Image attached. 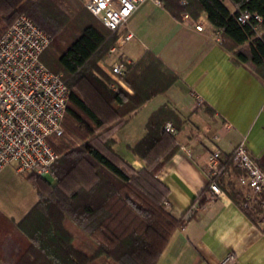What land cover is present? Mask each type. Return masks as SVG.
Returning <instances> with one entry per match:
<instances>
[{
	"label": "trees",
	"instance_id": "trees-1",
	"mask_svg": "<svg viewBox=\"0 0 264 264\" xmlns=\"http://www.w3.org/2000/svg\"><path fill=\"white\" fill-rule=\"evenodd\" d=\"M160 1L176 18L183 12L196 19L206 13L210 24L221 31L223 45L264 75V0H230L234 11L224 0ZM243 12L252 18L241 22L238 17ZM22 14L51 36L41 60L53 72L63 73L71 95L63 134L48 137L58 155L51 173L27 175L38 200L19 220L0 210V262L158 264L171 236L185 222L165 208L170 188L158 177L179 149L166 125L171 122L179 128L183 119L168 104L152 113L146 135L132 149L143 159L142 168L115 150L110 125L125 127L147 101L169 89L178 75L147 50L123 76L133 92L122 87L113 90L94 75V59L115 44L119 33L105 26L80 0H0V38ZM73 16L81 21L74 37L78 26L71 29ZM234 154L224 161V173L230 172ZM219 182L239 203L250 204L245 209L254 221L264 219V189L251 197L232 180L221 176ZM196 199L204 205L205 191ZM84 243L94 246V251L84 248Z\"/></svg>",
	"mask_w": 264,
	"mask_h": 264
},
{
	"label": "crops",
	"instance_id": "crops-1",
	"mask_svg": "<svg viewBox=\"0 0 264 264\" xmlns=\"http://www.w3.org/2000/svg\"><path fill=\"white\" fill-rule=\"evenodd\" d=\"M224 3L234 11L230 0ZM184 13L189 12L176 18L161 1L148 0L124 26L123 31L129 29L133 37L120 54L135 62L147 50L153 51L178 78L130 117L116 134L115 147L136 168L143 167L132 147L146 135L152 113L168 104L183 122L173 133L179 149L158 177L170 188L171 213L185 222L171 236L158 264H222L229 254L236 258L233 264H264V219L254 221L225 189L212 194L208 172L214 150H220L225 161L241 143L264 169V75L223 45L221 31L210 24L206 13L197 19L189 13L203 30L184 20ZM132 40L136 44L127 46ZM199 97L202 106L197 105ZM222 176L225 181L230 178L228 171ZM33 189L37 198L30 208L38 200ZM203 191L206 200L201 205L196 198ZM26 213L4 214L19 220Z\"/></svg>",
	"mask_w": 264,
	"mask_h": 264
},
{
	"label": "built area",
	"instance_id": "built-area-1",
	"mask_svg": "<svg viewBox=\"0 0 264 264\" xmlns=\"http://www.w3.org/2000/svg\"><path fill=\"white\" fill-rule=\"evenodd\" d=\"M146 1L86 0L85 7L105 26L117 31L118 41L124 44L133 37L129 29L123 31L124 26ZM250 18L249 12L238 17L241 22ZM255 18L262 20L259 15ZM183 19L192 21L198 30L204 29L203 24L189 13H184ZM51 41V36L25 14L20 15L0 38V172L15 164L19 173L49 175L58 158L48 137L64 132L71 90L63 73L53 72L41 60ZM131 63L128 59L116 63L111 74L123 77ZM203 103L199 97L197 105ZM166 130L175 132L171 122L167 123ZM223 163L221 151L214 150L208 166L209 189L214 195L224 192L219 182L224 174ZM232 167L240 168L242 172L237 174ZM232 167L228 175L245 194L254 197L263 191L264 169L244 143L235 149ZM164 204L168 211L172 210L167 199ZM235 259L229 254L221 263L233 264Z\"/></svg>",
	"mask_w": 264,
	"mask_h": 264
},
{
	"label": "rangeland",
	"instance_id": "rangeland-1",
	"mask_svg": "<svg viewBox=\"0 0 264 264\" xmlns=\"http://www.w3.org/2000/svg\"><path fill=\"white\" fill-rule=\"evenodd\" d=\"M85 1L86 0H80V3L83 7H85ZM71 23H72L71 29L75 25L78 26V28H76V31L73 33V37H74V35H76L80 30L81 21H78V18L73 16ZM259 33H261V32H259ZM124 44H121L117 39L115 44L110 49H107V50L99 53L97 55L96 59H94L96 66H95L93 72H94V75L96 77L100 78L109 88H111L113 90H119L122 87V88L130 91V87L126 84L123 77H119L116 75L114 76L113 74H111L112 67L116 63L127 60L126 57H124L122 54H120L121 53L120 49L122 48V46ZM135 44H136V40H132V41L128 42L127 46L128 45H135ZM114 48H115V50H114ZM119 80L122 81L124 83V85L121 84L119 82ZM114 124L115 123H112L110 126H112V134H113L112 136H114L116 138V134L121 129L119 127H117V125H114ZM132 149H133V147H132ZM115 150H116V147H115ZM132 152H133V150H132ZM133 154L136 155L138 158H140L143 161V159L141 157H139L137 154H135L134 152H133ZM122 157L125 158L124 156H122ZM126 160L128 162H130L128 159H126ZM144 165H145V163H144ZM140 168H142V167H140ZM27 175L28 174L18 173L16 170L15 164L7 167L3 173H0V210H2L5 214L7 213L10 216H12V215L13 216H20L23 213H26V211L30 208V206L36 200L37 195H36L35 191H33L34 190L33 186L30 183V181L27 179ZM226 181H229V179L227 178ZM242 205L246 208L247 207L251 208L250 204L247 205L246 203H244ZM10 209H12L13 212H10L11 211ZM81 245L84 248H86L92 252L94 251V246H91V245L86 244V243L81 244ZM0 264H2V262H0Z\"/></svg>",
	"mask_w": 264,
	"mask_h": 264
}]
</instances>
